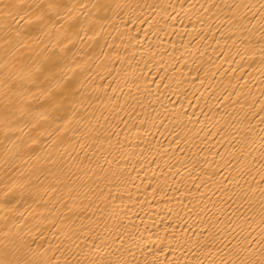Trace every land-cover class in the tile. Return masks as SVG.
<instances>
[{
	"label": "bare ground",
	"instance_id": "bare-ground-1",
	"mask_svg": "<svg viewBox=\"0 0 264 264\" xmlns=\"http://www.w3.org/2000/svg\"><path fill=\"white\" fill-rule=\"evenodd\" d=\"M15 2L0 0V230L19 258L264 260V0H65L72 32L67 10L37 30ZM57 40L71 92L44 120L28 73Z\"/></svg>",
	"mask_w": 264,
	"mask_h": 264
},
{
	"label": "snow or ice",
	"instance_id": "snow-or-ice-1",
	"mask_svg": "<svg viewBox=\"0 0 264 264\" xmlns=\"http://www.w3.org/2000/svg\"><path fill=\"white\" fill-rule=\"evenodd\" d=\"M12 7L17 10L18 15L23 13L19 15L20 20H25L28 24H35L37 30L46 28V21L52 22L54 26L53 16H55L57 20L62 21L63 17H61L60 14L63 10H67L69 32L74 31L79 23L78 21L77 23H71L75 17L72 16L71 8L65 4V0H33L31 3L27 2V0H16ZM94 7H101V5L94 4ZM61 27H63L62 23ZM77 35H79L78 32ZM19 36L20 33L17 32L16 37ZM3 43L12 46L13 37H6ZM23 46V43L20 42V47ZM56 49H60V52H57ZM48 51L49 46L46 45L45 52ZM70 51L71 49L65 50L63 40H57L56 43L51 45V54L45 56L39 66H36L28 73V80L30 82H40L41 86L38 88V91L41 96L45 97L47 104L45 113L40 114L41 119H48L47 112L50 111L54 113L57 111L61 98L64 97L66 93L70 94L71 92V85L64 83V77L67 73L65 62L67 61V52ZM53 82H55V87H53ZM262 182H264V178H262ZM262 208H264V204H262ZM262 223H264V219H262ZM0 237H3L0 239V264H51V261L44 260H21L19 258L20 247L16 244L11 230H0ZM261 237L262 243H264V232L261 233ZM165 241H167L169 245L173 243L179 245L181 243L180 238L175 235L170 239L166 237L161 243ZM29 250H31L30 247ZM240 253V249H233L230 259L221 261V264H254L253 261L241 257ZM109 264H113V262H109ZM167 264H171V262L169 261ZM259 264H264V260H261Z\"/></svg>",
	"mask_w": 264,
	"mask_h": 264
}]
</instances>
